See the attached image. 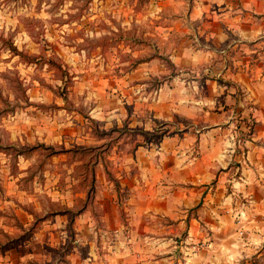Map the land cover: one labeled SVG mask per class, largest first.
<instances>
[{"label":"crops","instance_id":"crops-1","mask_svg":"<svg viewBox=\"0 0 264 264\" xmlns=\"http://www.w3.org/2000/svg\"><path fill=\"white\" fill-rule=\"evenodd\" d=\"M155 28L158 55L104 90L91 115L100 129L164 133L152 142L123 136L111 149L118 191L104 203L120 201L125 218L102 215L101 252L52 262L46 248H58L71 218L54 215L28 245L0 251V264H264V0H197L188 16ZM15 204L24 229L41 218ZM90 212L75 218V235L93 233ZM193 242L204 244L198 253L184 246Z\"/></svg>","mask_w":264,"mask_h":264},{"label":"rangeland","instance_id":"rangeland-1","mask_svg":"<svg viewBox=\"0 0 264 264\" xmlns=\"http://www.w3.org/2000/svg\"><path fill=\"white\" fill-rule=\"evenodd\" d=\"M196 1L0 0V251L32 241L23 233L26 229L19 231L27 221L16 216V201L28 203L41 217L67 208L78 211L86 207L94 174L96 190L88 206L93 233L57 237L58 248L47 246L46 250L52 262L60 257L66 262L67 255L73 254L89 258L93 248L101 252L107 242L102 215L115 210L125 218L126 212L120 201L104 203L110 201L106 197L109 190L114 191L109 196L118 191L109 159L112 150H86L112 146L118 133L101 142L92 132L118 128L100 129L91 115L109 88H116L141 62L158 55L152 37L157 23L188 16ZM158 61L173 68L161 56ZM119 130L122 137L136 135L135 131ZM39 145L45 146L25 158L17 156L16 150ZM77 146L82 150H75ZM46 147L76 148L51 156ZM108 180L114 184L107 185ZM239 211L235 222L244 237L246 220L238 223ZM12 227L18 229L15 234L9 233ZM76 244L79 251L74 250ZM184 246L188 252L198 253L204 244Z\"/></svg>","mask_w":264,"mask_h":264},{"label":"trees","instance_id":"trees-1","mask_svg":"<svg viewBox=\"0 0 264 264\" xmlns=\"http://www.w3.org/2000/svg\"><path fill=\"white\" fill-rule=\"evenodd\" d=\"M16 50V49H14ZM17 54L24 57V54L23 53H19L17 51ZM163 59V58H162ZM147 61H144V62H141V63H145ZM140 63V64H141ZM160 84V81L159 83ZM114 133H118V136L117 138L113 139V145L112 146H109L108 145H102V147H88L87 149L84 148V150H99V148H103L102 150H107L109 149V151L112 149V147L117 144V142L122 138V135H123V131L122 130H119V129H114V130H111L110 132H103V133H100V131H97L96 135L100 138V139H105V137H111V135H113ZM129 134H132V133H129ZM135 134H141L144 136V138L146 139L147 142H152L153 140L156 141V140H159L163 137V134L164 133H147V132H144V131H138V132H135ZM44 147L45 145H39V146H33V147H30L28 149H25V150H16L17 152V156H21V155H30L32 153V151L36 150L37 148L39 147ZM2 148V147H0ZM12 148V147H11ZM48 151H50V154L51 156H55V155H62V154H66V153H69V152H72L74 149H68V148H64L62 147L60 150H54L53 147H46ZM75 150H82L81 148H78V149H75ZM94 171V170H93ZM94 173V172H93ZM95 183H96V178L93 174V180L91 182V187H90V190L88 193H86L87 195V203H86V207L84 206L82 209L78 210V211H75V210H70V209H64L63 211H60L58 213H51V214H48L47 216H44V217H41L39 219H36L35 222L26 230V236H33L36 231L38 230V226L46 221V220H49L52 216L54 215H57V214H63V215H67V214H70L71 215V218H70V221H69V225H68V228L70 229V234H72L73 236L75 235V232H74V223H75V218L78 217L79 215H81L85 210L86 208L89 206V202L94 198V190H96V187H95ZM90 192H91V195H90ZM95 193V192H94ZM93 194V195H92ZM85 201V202H86ZM20 227L22 229H24L23 225H20Z\"/></svg>","mask_w":264,"mask_h":264},{"label":"built area","instance_id":"built-area-1","mask_svg":"<svg viewBox=\"0 0 264 264\" xmlns=\"http://www.w3.org/2000/svg\"><path fill=\"white\" fill-rule=\"evenodd\" d=\"M246 208L242 207V209L239 211L238 215H237V221L238 223H243L246 220ZM243 234V233H241ZM192 249L197 251L198 247L197 245H192ZM196 253V252H194Z\"/></svg>","mask_w":264,"mask_h":264}]
</instances>
